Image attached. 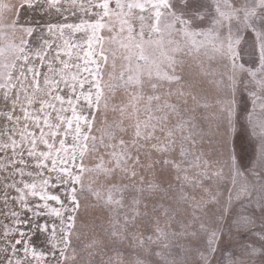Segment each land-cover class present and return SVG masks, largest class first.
Returning <instances> with one entry per match:
<instances>
[{
	"label": "snow or ice",
	"instance_id": "snow-or-ice-1",
	"mask_svg": "<svg viewBox=\"0 0 264 264\" xmlns=\"http://www.w3.org/2000/svg\"><path fill=\"white\" fill-rule=\"evenodd\" d=\"M0 264H264V0H0Z\"/></svg>",
	"mask_w": 264,
	"mask_h": 264
},
{
	"label": "rangeland",
	"instance_id": "rangeland-1",
	"mask_svg": "<svg viewBox=\"0 0 264 264\" xmlns=\"http://www.w3.org/2000/svg\"><path fill=\"white\" fill-rule=\"evenodd\" d=\"M208 26L209 25H205L204 27L207 28ZM244 59H247V57H244ZM205 62L207 63V58H205ZM241 62H243V60ZM193 71H195V68L193 69ZM211 95L212 93L210 92V99H211ZM233 143L245 155L246 159L251 157L252 145L249 143L246 133H242L239 136H237V138L234 140ZM205 148L210 152V158L213 162L219 158L215 155H211V150L208 149L207 143L205 144ZM97 222L99 223L100 220H97Z\"/></svg>",
	"mask_w": 264,
	"mask_h": 264
}]
</instances>
